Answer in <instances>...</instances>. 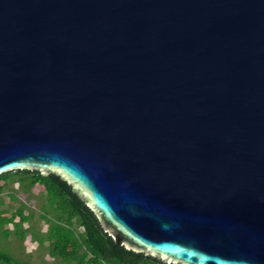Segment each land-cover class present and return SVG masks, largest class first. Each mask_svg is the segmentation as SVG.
Masks as SVG:
<instances>
[{"label": "water", "instance_id": "95a60500", "mask_svg": "<svg viewBox=\"0 0 264 264\" xmlns=\"http://www.w3.org/2000/svg\"><path fill=\"white\" fill-rule=\"evenodd\" d=\"M18 169L126 249L264 264V0H0V175Z\"/></svg>", "mask_w": 264, "mask_h": 264}, {"label": "trees", "instance_id": "16d2710c", "mask_svg": "<svg viewBox=\"0 0 264 264\" xmlns=\"http://www.w3.org/2000/svg\"><path fill=\"white\" fill-rule=\"evenodd\" d=\"M36 185L41 188L35 193ZM13 193L23 194L25 203L36 201L35 216L22 202L14 206L7 201ZM1 239L0 264H34L30 253L25 254L26 239L36 243V257L46 254L52 264H175L116 243L66 181L36 170L0 175Z\"/></svg>", "mask_w": 264, "mask_h": 264}, {"label": "rangeland", "instance_id": "374dc122", "mask_svg": "<svg viewBox=\"0 0 264 264\" xmlns=\"http://www.w3.org/2000/svg\"><path fill=\"white\" fill-rule=\"evenodd\" d=\"M41 187L39 185H36L33 188V191L36 193ZM13 197H9V199H7L8 202L12 203L14 206L17 205L18 202H22V204H24V207L26 209V212L28 214H31L32 217L35 216L34 213L35 211H38V207H37V203L35 200H31L28 203H25L24 200V195L21 193H13L12 194ZM0 243H4L3 240L1 239ZM23 247L25 250V254H29L31 255L30 260L34 263V264H52V258H50L49 256H47L46 254H41L42 256L40 257H36V254H34V252L36 251V243L33 241H30L28 239H26L23 242ZM42 260H45L44 262H42ZM48 260V261H46Z\"/></svg>", "mask_w": 264, "mask_h": 264}]
</instances>
